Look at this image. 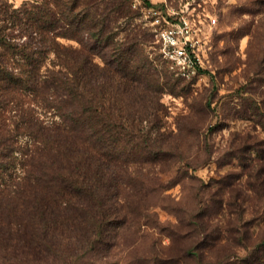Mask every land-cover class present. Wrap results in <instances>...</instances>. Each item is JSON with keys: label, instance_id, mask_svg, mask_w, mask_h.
Returning <instances> with one entry per match:
<instances>
[{"label": "trees", "instance_id": "1", "mask_svg": "<svg viewBox=\"0 0 264 264\" xmlns=\"http://www.w3.org/2000/svg\"><path fill=\"white\" fill-rule=\"evenodd\" d=\"M139 18L134 0H0V264H264V235L250 240L237 199L225 229L206 221L224 208L225 180L197 196L169 252L111 255L121 248L112 227L156 220L147 202L157 182L144 170L183 158L146 130L182 80L156 65Z\"/></svg>", "mask_w": 264, "mask_h": 264}, {"label": "rangeland", "instance_id": "2", "mask_svg": "<svg viewBox=\"0 0 264 264\" xmlns=\"http://www.w3.org/2000/svg\"><path fill=\"white\" fill-rule=\"evenodd\" d=\"M11 1L18 6L24 0ZM149 1L153 9L171 20L185 14L200 29L203 66L196 77H181L182 89L177 94L163 95L157 127L147 124L150 135L157 137L160 132L161 141L183 154L171 166L165 163L158 169L149 167L143 177L140 175L151 176L157 182L152 184L157 185L156 190H150L147 202L151 211L157 212L156 220L143 217L142 226L130 223L121 229L112 227L113 235L121 234V248H114L111 255L118 261L134 251L143 256L152 250V244L161 252H169L172 231L184 230L182 224L199 209L198 197L208 199L217 182L224 180L230 192L220 196L224 199L223 210L216 207L206 213L210 228L225 229L226 223L238 219V208L228 203L237 199L244 209V221H250V240L259 239L264 235V0ZM134 3L140 14L134 22L151 34L153 45L148 49L157 59L156 65L170 69L178 77L162 57L152 17L146 13L147 4L143 0ZM211 18L217 19L215 25ZM244 138L248 139L247 145L236 152ZM251 145L259 152L249 148ZM187 172L197 179L187 177ZM175 175L180 181L171 184ZM162 183L166 185L164 189ZM199 187H203V194ZM132 190V186L127 188ZM135 197L131 196L127 205L131 220L137 217L131 207L136 205ZM224 244L215 248L222 249Z\"/></svg>", "mask_w": 264, "mask_h": 264}, {"label": "built area", "instance_id": "3", "mask_svg": "<svg viewBox=\"0 0 264 264\" xmlns=\"http://www.w3.org/2000/svg\"><path fill=\"white\" fill-rule=\"evenodd\" d=\"M134 5L137 6V3ZM146 13L152 17L162 57L169 62L176 75L186 79L196 77L203 66L200 29L185 14L171 20L153 8H147ZM211 23L215 25L217 19L211 18Z\"/></svg>", "mask_w": 264, "mask_h": 264}]
</instances>
